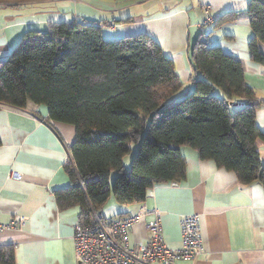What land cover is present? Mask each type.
Here are the masks:
<instances>
[{
  "label": "trees",
  "instance_id": "1",
  "mask_svg": "<svg viewBox=\"0 0 264 264\" xmlns=\"http://www.w3.org/2000/svg\"><path fill=\"white\" fill-rule=\"evenodd\" d=\"M225 22L250 27L249 59L264 65V0H249L244 11H226L200 31L189 52L192 88L177 101L170 98L182 82L173 60L146 34L107 40L99 24L85 21L24 32L0 61V104L44 105L47 123L73 126L64 166L69 184L53 190L59 210L76 206L78 222L91 225L106 218L102 209L112 195L114 216H126V207L143 201L152 186L184 179L181 146L234 172L242 185L259 183L264 190L256 145L264 141L255 123L260 102L244 81L241 61L208 40ZM132 144L137 151L127 169L123 157ZM0 264H14L11 246L0 248Z\"/></svg>",
  "mask_w": 264,
  "mask_h": 264
},
{
  "label": "crops",
  "instance_id": "2",
  "mask_svg": "<svg viewBox=\"0 0 264 264\" xmlns=\"http://www.w3.org/2000/svg\"><path fill=\"white\" fill-rule=\"evenodd\" d=\"M213 5L211 14L244 11L249 0H24L0 3V61L30 29L44 32L53 23L95 22L110 40L146 34L159 43L174 63L182 86L181 96L192 88L194 76L190 48L204 19L202 5ZM109 23V25H107ZM103 28V29H102ZM226 36H231L227 39ZM252 31L246 24L225 22L214 28L209 44L238 58L245 83L260 102L255 123L264 133V65L251 61L248 41ZM264 50V45H261ZM216 91V90H215ZM216 94L217 93L216 91ZM44 105L26 109L0 104V223L25 217L20 229L0 231V248L11 246L14 264H81L72 240L79 208L59 210L53 190L69 184L65 165L74 128L63 123H47ZM264 164V141L256 143ZM185 159V177L172 184L148 189L143 201L126 207L127 215L145 209L160 214L162 240L171 249L180 247L179 221L196 214L199 219L203 254L193 261L177 264H264V190L259 183L242 185L234 172L201 160L188 147L179 148ZM130 155L123 157L129 167ZM19 172L18 179L9 174ZM116 174L112 171L111 177ZM119 212L109 197L102 215ZM137 220L130 228L129 245L147 239L146 222Z\"/></svg>",
  "mask_w": 264,
  "mask_h": 264
},
{
  "label": "built area",
  "instance_id": "3",
  "mask_svg": "<svg viewBox=\"0 0 264 264\" xmlns=\"http://www.w3.org/2000/svg\"><path fill=\"white\" fill-rule=\"evenodd\" d=\"M203 6L206 8L203 11L204 19L199 26L211 24L218 18L211 14V4ZM10 176L18 179L20 174L15 172ZM146 215H152L146 222V241L130 246L131 226ZM25 221V217H15L8 223H0V231L20 229ZM179 233L180 247L168 248L162 240L158 210L145 209L140 215L97 217L91 225L77 222L73 228L72 240L75 256L81 264H177L181 260L193 261L203 254L199 219L196 214L180 218Z\"/></svg>",
  "mask_w": 264,
  "mask_h": 264
},
{
  "label": "rangeland",
  "instance_id": "4",
  "mask_svg": "<svg viewBox=\"0 0 264 264\" xmlns=\"http://www.w3.org/2000/svg\"><path fill=\"white\" fill-rule=\"evenodd\" d=\"M206 4H210V3H206ZM212 5V4H211ZM213 6V5H212ZM204 6L202 5V11H205V9L206 8H203ZM215 21V20H214ZM214 21H213V23H214ZM202 23V22H201ZM213 23H211V24H202L201 26H199L198 25V27L199 28H204L206 25H212ZM103 29V28H102ZM101 34H102V36L105 38V39H107V40H109L110 38H108L107 36H106V33L104 32V31H101ZM216 91H217V93H220V91H219V89H215ZM178 94H179V91H178ZM183 97H184V95H181V96H177V95H173L170 99H173L174 101H177V100H181V99H183ZM147 121H148V118H147ZM136 151H137V145L136 144H132L131 145V151L128 153V155H130V159H132L133 158V156L136 154ZM131 161V160H130ZM128 169V168H127ZM113 180H114V178H113V176L112 177H110V185L112 186V183H113ZM111 197H112V195H111ZM182 261V260H181Z\"/></svg>",
  "mask_w": 264,
  "mask_h": 264
},
{
  "label": "water",
  "instance_id": "5",
  "mask_svg": "<svg viewBox=\"0 0 264 264\" xmlns=\"http://www.w3.org/2000/svg\"><path fill=\"white\" fill-rule=\"evenodd\" d=\"M176 182H172V184H175Z\"/></svg>",
  "mask_w": 264,
  "mask_h": 264
},
{
  "label": "bare ground",
  "instance_id": "6",
  "mask_svg": "<svg viewBox=\"0 0 264 264\" xmlns=\"http://www.w3.org/2000/svg\"><path fill=\"white\" fill-rule=\"evenodd\" d=\"M11 174H12V173H11ZM9 177H11L10 174H9ZM12 178H13V177H12Z\"/></svg>",
  "mask_w": 264,
  "mask_h": 264
}]
</instances>
